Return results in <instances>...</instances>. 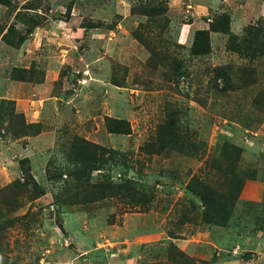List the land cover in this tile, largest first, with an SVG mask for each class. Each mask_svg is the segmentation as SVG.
Here are the masks:
<instances>
[{
	"label": "rangeland",
	"instance_id": "1",
	"mask_svg": "<svg viewBox=\"0 0 264 264\" xmlns=\"http://www.w3.org/2000/svg\"><path fill=\"white\" fill-rule=\"evenodd\" d=\"M2 101L0 264H264V0H0Z\"/></svg>",
	"mask_w": 264,
	"mask_h": 264
},
{
	"label": "trees",
	"instance_id": "2",
	"mask_svg": "<svg viewBox=\"0 0 264 264\" xmlns=\"http://www.w3.org/2000/svg\"><path fill=\"white\" fill-rule=\"evenodd\" d=\"M147 14L149 13L147 12ZM160 14H162V12H160ZM214 29L217 30V28H214ZM200 39H202V44L198 43ZM209 41L210 39H209L208 30L206 29L198 30L195 34L193 53H196V54L207 53L209 51L208 50ZM4 104H9V101L8 102L2 101V103H0V108H2ZM13 117L22 118V123L20 122V125H18V128L15 129V133L24 134L26 133V130L34 129L40 126L39 123L27 122L25 120V117L21 114H13ZM35 132H39V128L35 129ZM72 152H73V155L75 156V162H70V161L68 162L67 177L69 180H67V182L65 183V189L69 190L70 188H80L81 190H84L88 186L96 189L98 185H96L95 183H92L91 176L94 173V171L101 170V168L106 163L108 156H106L105 153L108 152V149L105 147H101L98 144H95L87 140L86 138L76 137L74 141L72 142ZM77 166H80V167H77ZM82 166L84 168L83 170L81 169ZM127 182L133 184V181L127 180ZM126 185H127L126 182H124L120 186L124 187V190H125ZM93 192H95L98 196H100L98 198H103L107 196L106 193L104 192H100V191H97V192L93 191ZM115 193L114 191L109 192L108 193L110 195L109 197H112L113 195H115ZM76 195H78V193ZM87 195L88 196L85 201L95 200V198L97 197V196H93L92 194H87ZM60 198L61 196L58 197L57 200H60ZM77 201L79 202V199H77ZM71 202L78 203V202H75L73 198L71 199Z\"/></svg>",
	"mask_w": 264,
	"mask_h": 264
}]
</instances>
